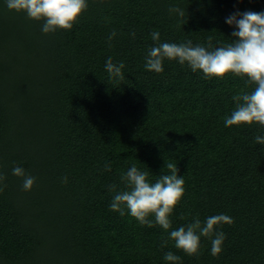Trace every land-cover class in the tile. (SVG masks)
Listing matches in <instances>:
<instances>
[{
  "label": "trees",
  "instance_id": "16d2710c",
  "mask_svg": "<svg viewBox=\"0 0 264 264\" xmlns=\"http://www.w3.org/2000/svg\"><path fill=\"white\" fill-rule=\"evenodd\" d=\"M87 2L71 30L45 34L43 21L0 0V264H170L169 251L178 264H264V145L255 143L264 127L225 126L233 96L254 85L233 74L208 79L176 60L160 73L145 68L153 31L161 43L207 47L212 36L220 46L236 30L226 18L264 12V0ZM109 57L124 63L122 80L107 73ZM166 162L185 180L169 230L110 210L109 185L124 190L133 165L155 182ZM16 166L36 178L30 191ZM219 214L233 223L216 227L226 234L218 256L208 238L194 256L168 239Z\"/></svg>",
  "mask_w": 264,
  "mask_h": 264
},
{
  "label": "clouds",
  "instance_id": "9594fccd",
  "mask_svg": "<svg viewBox=\"0 0 264 264\" xmlns=\"http://www.w3.org/2000/svg\"><path fill=\"white\" fill-rule=\"evenodd\" d=\"M9 10L24 13L29 19L43 21L42 32L54 33L57 30H71L79 17L88 8L87 0H6ZM170 12L183 18L185 12L179 7H170ZM226 23L234 26L232 40L227 44L214 47L213 37L209 36L207 47L201 44L193 45L191 40L183 43L160 42V33L153 31L151 38L156 46L150 47L145 56V68L157 73L162 72L165 59L176 60L181 65L185 63L193 72L202 71L205 78L223 79L228 74L246 78L249 85H254L252 91L241 90L233 96L235 109L225 118V126H242L259 124L264 127V12H235L226 18ZM135 36V33H132ZM116 36L113 30L108 37L109 46ZM124 63L114 64L112 58L106 60L105 69L112 79H123ZM255 143L264 145V136L257 135ZM168 174L160 176L155 182L148 180L149 173L141 171L135 165L130 167L120 177L125 185L124 190L117 191L116 185H109V190L115 192L110 204V210L125 214V208L140 225L152 227L159 225L167 231L171 228L170 215L180 203L185 193V180L179 173L177 165L166 162ZM105 171H111V165H105ZM15 176L23 177V190L30 191L35 183V177L26 175L19 166L12 169ZM6 177L0 174V185ZM67 183V177L63 178ZM3 187L0 186V191ZM154 218V219H153ZM183 218V217H181ZM231 224L233 220L226 214L209 216L205 221L199 217L185 226L172 230L168 239L174 242V247L188 256L198 255L201 237L211 242V255L218 256L222 251V243L226 239L223 231H216L221 224ZM164 240L162 247H166ZM164 260L170 264H178L181 257L169 251Z\"/></svg>",
  "mask_w": 264,
  "mask_h": 264
}]
</instances>
